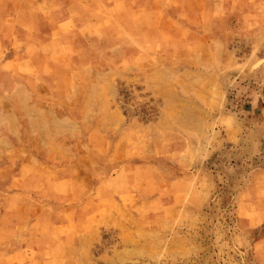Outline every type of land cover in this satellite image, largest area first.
I'll use <instances>...</instances> for the list:
<instances>
[{
    "label": "rangeland",
    "instance_id": "374dc122",
    "mask_svg": "<svg viewBox=\"0 0 264 264\" xmlns=\"http://www.w3.org/2000/svg\"><path fill=\"white\" fill-rule=\"evenodd\" d=\"M0 264H264V0H0Z\"/></svg>",
    "mask_w": 264,
    "mask_h": 264
}]
</instances>
